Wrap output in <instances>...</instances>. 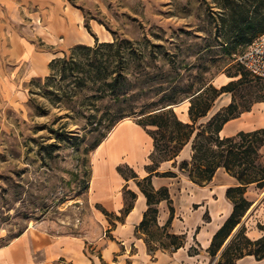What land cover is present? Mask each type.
<instances>
[{"label":"rangeland","instance_id":"1","mask_svg":"<svg viewBox=\"0 0 264 264\" xmlns=\"http://www.w3.org/2000/svg\"><path fill=\"white\" fill-rule=\"evenodd\" d=\"M75 3L82 7L83 18L88 12L89 25L102 26L99 37L90 28L99 42L112 41L114 36L132 42L133 53L125 50L127 90L117 104L120 120L139 122L167 104L178 119L191 103L195 112L215 104L213 111L225 102H214L213 88L230 81L236 113L254 100H264V81L254 79L241 66L236 59L239 49L220 28L221 0ZM54 41L37 43L45 57L44 72L24 84L26 98L0 99V245L28 227L76 236L94 235L99 229L97 209L88 195L91 159L96 142L112 129L107 125L116 105L108 97L87 100L81 96L83 105L72 99L64 104L56 101L55 86L45 84L49 62L68 54L76 44L92 46L95 39L70 47L62 39ZM47 89L52 92L46 93ZM258 155L264 165V142ZM154 157L158 160L163 153Z\"/></svg>","mask_w":264,"mask_h":264},{"label":"crops","instance_id":"2","mask_svg":"<svg viewBox=\"0 0 264 264\" xmlns=\"http://www.w3.org/2000/svg\"><path fill=\"white\" fill-rule=\"evenodd\" d=\"M83 21L82 11L67 0H0V99L24 100V84L44 72L40 39H62L67 47L94 39ZM89 26L98 37L103 33L102 26ZM223 99L213 111L212 105L203 122L226 107L233 94L222 92L214 102ZM187 106L181 111L183 122H190ZM263 127L264 100H254L226 121L218 134L228 137ZM152 151L153 139L146 128L128 119L117 122L91 159L88 195L97 209L98 231L76 236L28 227L0 245V264H220L222 252L241 227L251 241L264 238V187L250 183L243 194L250 207L216 254L210 255L214 234L233 210L226 190L239 182L223 167L208 183L192 181L179 168L191 159V141L173 159L157 165ZM147 176L154 191L166 188L168 199L155 205L156 222L144 230L139 224L149 206L138 181ZM168 234L181 237L182 244L173 248ZM234 264H264V257L244 253Z\"/></svg>","mask_w":264,"mask_h":264},{"label":"trees","instance_id":"3","mask_svg":"<svg viewBox=\"0 0 264 264\" xmlns=\"http://www.w3.org/2000/svg\"><path fill=\"white\" fill-rule=\"evenodd\" d=\"M68 1L83 12L82 7L76 5L75 0ZM107 7L109 8V5ZM219 9L220 28L229 34L228 39H233V45L239 49L238 53L264 33V0H221ZM87 14L88 12L84 11V26L94 37V45L76 44L69 48L68 54L52 59L48 65L50 73L45 77V84L55 86L59 93L56 95V101L60 104L72 99V103L80 102V105H83L84 102L79 101L81 96H86L87 100L110 98L116 105L115 115L110 118L107 125L110 129L122 117L120 106L117 104L127 90L126 75L123 72L125 50L128 48L129 53H133L134 49L131 46L132 42L116 36L112 41L99 42L90 29ZM231 82L219 89L213 88L215 92L213 99L222 92L233 94V90L228 87ZM64 84L70 85V88L65 90ZM50 92L51 89H47L46 93ZM170 105L148 112L141 121L137 122L146 128L153 139V151L150 154L153 164L157 165L159 161L173 159L181 148L191 141V159L182 161L179 168L187 172L192 181L200 185L208 183L216 169L223 167L239 182V185L226 190V197L232 202L233 210L213 236L209 253L214 256L250 207V202L243 195L245 186L256 183L257 187H264V165L259 162L258 155V148L264 142V127L250 131L241 130L228 137L219 136L218 132L226 121L248 109L235 112L234 94L232 101L226 107L205 122L201 119L207 115L211 104H206L195 112L191 103L188 108L190 122L178 119ZM197 118L200 119L199 124L196 125L199 127L196 129L194 123ZM159 139H164L165 143L159 144ZM101 141L96 142L95 148ZM161 152L163 157L157 160L154 156ZM118 169L124 174L121 168ZM164 175H173V173L166 172ZM138 185L149 206L139 224V227L145 230L156 222L155 205L161 199H168V193L166 188L154 191L149 176L138 181ZM170 211H172L171 207ZM167 237L170 238L173 248L182 244L181 237L169 234ZM244 253L254 254L257 258L264 257V238L251 241L244 235V228L241 227L222 252L220 264H234V260Z\"/></svg>","mask_w":264,"mask_h":264},{"label":"built area","instance_id":"4","mask_svg":"<svg viewBox=\"0 0 264 264\" xmlns=\"http://www.w3.org/2000/svg\"><path fill=\"white\" fill-rule=\"evenodd\" d=\"M236 59L252 77L264 81V33L238 53Z\"/></svg>","mask_w":264,"mask_h":264}]
</instances>
